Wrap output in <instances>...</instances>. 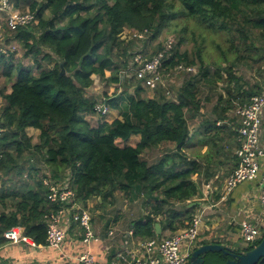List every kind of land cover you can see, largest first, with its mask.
<instances>
[{
	"label": "trees",
	"instance_id": "obj_1",
	"mask_svg": "<svg viewBox=\"0 0 264 264\" xmlns=\"http://www.w3.org/2000/svg\"><path fill=\"white\" fill-rule=\"evenodd\" d=\"M29 8L36 13L38 24L18 28L13 37L20 40L26 54L32 53L39 72L15 62L14 51L0 54V77L5 78L0 88L5 100L0 108V178H8L0 185V248L9 242L4 232L14 226L23 227V235L35 244L44 245L50 215L58 207L48 199L44 177L34 176L33 185L9 177L12 171L22 175L19 161L30 149L43 154L53 177L64 169L69 171L77 202L86 204L100 197L101 204L110 203L118 193L131 199L146 196V213L130 223L135 237L157 240L165 230L188 226L196 208L188 207V201L200 194L202 183L218 175L226 160L233 167L237 163L231 150L239 146V119L235 114L229 117V109L244 105L262 91L257 83H244L233 67L243 61L258 73L264 70V0H33ZM180 15L228 35L229 50L224 55L230 52L231 58H225L223 68L227 85L213 106L212 117L201 121L198 129L200 144L207 149L192 155L185 152L191 139L188 118L200 111V84H215L223 76L219 69L209 73L199 50L198 61L180 50L183 38L173 43L166 63L198 67L196 72L185 73L175 95L158 89L155 96L146 98L138 86L136 94L125 99L120 117L92 125L85 115L95 113L96 100L87 95L93 75L119 85L134 81L122 79L129 54V43L121 37L123 30L146 28L148 39L154 40ZM44 47L50 49L44 58L51 53L56 56L49 68L38 60ZM163 49L164 43L144 51L150 57ZM106 71L110 73L107 77ZM106 103L120 109L116 98ZM28 127L38 129V143L31 141ZM133 134L140 135L134 146L115 142ZM163 142L174 147L154 162L141 157L146 149ZM178 203H183V209L175 207ZM156 223L162 230L159 234ZM212 254L221 264L227 258L222 252H209L204 264ZM257 264H264V257Z\"/></svg>",
	"mask_w": 264,
	"mask_h": 264
},
{
	"label": "built area",
	"instance_id": "obj_2",
	"mask_svg": "<svg viewBox=\"0 0 264 264\" xmlns=\"http://www.w3.org/2000/svg\"><path fill=\"white\" fill-rule=\"evenodd\" d=\"M38 22L36 13L29 7L20 10L14 6L12 0H0V54H8L16 48L14 41L6 38L7 34H13L20 27L37 25ZM148 32L149 30L146 28L142 31L132 30V35L135 39L141 40L146 37ZM173 43V38L168 37L164 42V49L150 57L146 56V52L143 50L135 51L128 61L127 70L122 72V79H127V81L134 79L144 89L153 91L162 89L166 95H172L170 85L174 75L196 70L194 65L179 63L171 67L166 63L172 55ZM94 110V114L102 116L111 112L104 97L95 102ZM234 114L239 119L237 127L239 146L234 152L237 165L225 178L223 189L227 194L240 183L258 178L260 209L255 211L245 205L244 218L239 223L240 236L247 245H250L261 240L264 235V146L261 142L264 120V89L260 93L252 95L249 102L237 107ZM120 140L118 138L115 142L119 145ZM58 177L47 174L43 178L44 184L48 187V199L58 205L48 221L46 243L44 245L35 244L23 235V229L20 226H14L4 232V236L9 242L47 246L59 250L62 248L67 232L73 223L83 230L84 243L88 244L99 240L91 225L89 210L80 206L76 201L75 191L70 183V173ZM203 188L205 193L209 194L212 190L211 182H206ZM201 224V214H197L192 216L188 226L174 231L169 236L157 240H145L142 244L143 255H136L130 251L118 252L112 259L102 261L97 260L86 250L77 255L76 264H189V257L196 245ZM113 234L112 229L107 231L108 236ZM125 234L133 235L132 229H129Z\"/></svg>",
	"mask_w": 264,
	"mask_h": 264
},
{
	"label": "rangeland",
	"instance_id": "obj_3",
	"mask_svg": "<svg viewBox=\"0 0 264 264\" xmlns=\"http://www.w3.org/2000/svg\"><path fill=\"white\" fill-rule=\"evenodd\" d=\"M14 3V6L19 8L20 10H25L29 7V3L33 0H12ZM41 1V0H36ZM47 15H50V13L47 11ZM61 23V22H60ZM132 30L134 29H124L122 33V39L129 43V54L126 58V62L128 64V61L132 58V55L135 51L138 50H148L152 51L157 47V45H162L168 37L173 38L174 44L177 43L181 38H183V42L179 46L180 50H186L189 53V56L191 58H194L198 61L196 55V51H200V55L202 58V63L204 66H207L209 69V73H213L215 70L219 69L222 73L223 78L219 81H217L215 84H210L209 86L200 84V90L198 97L201 101V108L198 114L193 118H188V124L190 127V130L192 132V135L194 134L192 139H189V142L192 140L194 142L199 139V125L200 122L203 121L207 117H212V109L214 104L217 101V98L220 94H224V89L227 85V74L226 71L223 70V68L226 66L227 62L225 58H231V54L224 55V51H227L228 42L227 38L228 35L225 31H213L212 28H208L207 26L200 24L197 19L195 18H189L185 16H178L176 20H172L170 25L166 27L164 30L161 31V33L155 38L154 40H149V36L146 35L145 39L137 40L132 35ZM150 33H152V30H150ZM14 34H7L6 38L10 39V41H14L16 48L13 50L14 54V61H19L25 66H32L34 73H38L39 69L36 68V62L34 61V58L32 56V53L26 54V48L23 46V44L20 42L19 39L13 37ZM229 50V49H228ZM50 49L43 48L42 53L38 56L39 62L42 64L43 68H49L54 63V60L56 56L51 53L50 58H44L43 55L48 52ZM131 53V55H130ZM228 53V52H227ZM195 66V65H194ZM198 67V65L196 64ZM195 66V67H196ZM250 64L247 62H239L236 66L233 67V71L236 72V76H240L241 79L244 81V83H257L260 85V90L264 89V70L262 69L258 73L255 70L251 69ZM127 67V66H126ZM125 67V68H126ZM196 67V70H197ZM127 70V68H126ZM124 70V71H126ZM196 72V71H195ZM132 74V73H131ZM185 73H179L175 74L172 78V83L170 85V88L172 90V95H175L177 92V89L182 85L185 79ZM15 78V75H14ZM13 79V78H12ZM95 84L88 88V95L92 98H94L96 101L104 97L107 101L116 98L119 104V108L117 109L110 105L111 112L106 115H97L94 114L97 117H91L90 115H87V119H89L90 123L92 125H97L98 117L101 118V120H107L112 121L114 118L120 117V111L124 110L125 104L122 102V98H127L129 95L136 94V88L140 86L139 83H137L135 80L131 82H125L121 85L114 84L113 82H109L106 80L99 79L98 76H95L94 78ZM5 85V78L3 76L0 77V88H2ZM7 90H10L9 84H6ZM141 87V86H140ZM95 88V89H94ZM156 91L153 90H147L141 87L140 95L142 97H153L155 96ZM118 97V98H117ZM5 103V100L0 93V108ZM235 105L231 107L228 111V116L232 117L234 116V110ZM32 137L33 143H38V135L34 132H30L29 134ZM238 147V146H237ZM236 147V148H237ZM236 148L232 149L231 152L233 155ZM207 149L204 145H201L199 142L194 144V147L191 149L185 148V152H187L189 155L200 153V150ZM230 151V150H229ZM161 151H159L157 148H148L146 149L142 154L141 157L151 161L156 156L158 157V154ZM235 161V159H234ZM233 161V162H234ZM20 164L23 167V173L21 176L17 174L16 172H11L12 174L9 175L14 180H23L27 181L28 179L34 180V176L37 177H45L47 174H51L52 167L46 163L45 157L42 153L36 152L33 149L27 150L24 152L23 157L20 159ZM237 165V163H236ZM236 165L233 167L232 161L226 160L223 165L220 166L218 169L219 171V177L215 179L214 185L215 186H221L224 185L225 178L233 171V169L236 167ZM66 173H69L67 169H64L60 171L59 177H63ZM53 177V176H52ZM3 181H8V178H0V185ZM211 182L212 185V179L210 178L208 180ZM206 182L202 183L200 186V189L202 191L203 186ZM117 195V196H116ZM115 199L112 202H104L100 203L99 197H93L87 202L86 204H83L81 202H78L80 206L86 208L89 210L91 215V225L93 227L94 224H101L102 228L107 227L113 222L118 227H121V229H126L128 227L129 222L140 219L143 216L145 208V200L146 196L140 194L137 195L135 198L131 199L128 197H125L123 194H116ZM178 207V206H175ZM115 221V222H114ZM172 234L168 230H165L161 236V238H165ZM249 246V245H247ZM206 264H221L218 258L212 257V255L207 256V263Z\"/></svg>",
	"mask_w": 264,
	"mask_h": 264
},
{
	"label": "crops",
	"instance_id": "obj_4",
	"mask_svg": "<svg viewBox=\"0 0 264 264\" xmlns=\"http://www.w3.org/2000/svg\"><path fill=\"white\" fill-rule=\"evenodd\" d=\"M105 75L106 77L109 76V71H106ZM95 76L97 75H93V79ZM121 100L125 104V98L121 97ZM90 116L92 117L93 115L91 114ZM93 117L97 116L94 115ZM85 118L87 119V115H85ZM97 119H99L98 122L102 121L100 117ZM26 132L28 135L30 132H34L37 135L39 133L38 129L34 127H28ZM193 136L194 134L192 135L190 130L191 139ZM139 140L140 135L133 134L126 141L120 140L119 145L134 146ZM200 141V137L196 142L191 140L185 148L191 149L194 147L195 143H200ZM261 142L264 146V120ZM173 147L174 144L171 142L161 143L158 146L159 151H161L158 154V157L156 156L149 162H154L161 156L163 151L172 149ZM205 150L206 149H202L200 152H204ZM219 174L218 171V175L216 174L217 176L215 175L216 177L212 178V190H210L209 194H206L204 189H202V191L200 189V194L188 201V203L190 201L199 202L198 204H195L196 208L191 213V216L201 214L202 217V224L200 226L195 247L205 243H216L236 251H243L247 246V243L243 241L240 236L239 223L244 218L245 205L250 206L255 211L260 209L258 200V178L244 181L236 186L230 193L225 194L223 185H214L213 180L219 177ZM2 177L7 178V176ZM27 183L33 185L34 180L32 181V179H28ZM89 200L87 202H89ZM175 206L183 209V203H178ZM1 210L2 208L0 206V211ZM145 213L146 210H144L142 214L144 215ZM109 229H112L114 232L112 236L107 235ZM129 229H132L130 222L126 229H121V227H118L113 222L104 228H102L101 224H94L93 230L99 237V240L86 244L83 242V230L77 224L73 223L72 227L67 232V236L61 249L56 250L47 246H32L29 244L8 242L0 248V264H76L77 255L86 250L97 260L102 261L112 259L118 252L130 251L136 255H143L144 248L142 244L145 240L133 235H126L125 232ZM160 231H162L161 227ZM212 257L218 258L215 254H212Z\"/></svg>",
	"mask_w": 264,
	"mask_h": 264
},
{
	"label": "water",
	"instance_id": "obj_5",
	"mask_svg": "<svg viewBox=\"0 0 264 264\" xmlns=\"http://www.w3.org/2000/svg\"><path fill=\"white\" fill-rule=\"evenodd\" d=\"M62 66V62L60 63ZM100 198V197H99ZM101 201V199H99ZM198 201H190L188 207L198 204ZM155 232L159 234L160 225L155 224ZM209 252H222L227 255L223 264H257L264 257V235L262 239L251 249L235 252L233 249L216 243H205L196 246L190 254L189 264H204V256Z\"/></svg>",
	"mask_w": 264,
	"mask_h": 264
}]
</instances>
